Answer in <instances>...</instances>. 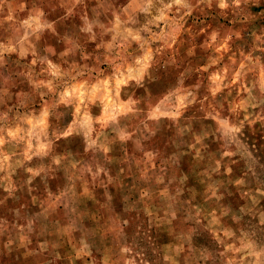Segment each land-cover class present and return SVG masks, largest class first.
Here are the masks:
<instances>
[{"label":"rangeland","instance_id":"rangeland-1","mask_svg":"<svg viewBox=\"0 0 264 264\" xmlns=\"http://www.w3.org/2000/svg\"><path fill=\"white\" fill-rule=\"evenodd\" d=\"M0 264H264V0H0Z\"/></svg>","mask_w":264,"mask_h":264}]
</instances>
